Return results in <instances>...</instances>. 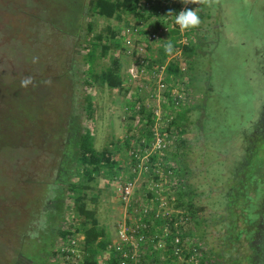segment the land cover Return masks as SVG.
I'll list each match as a JSON object with an SVG mask.
<instances>
[{
  "label": "rangeland",
  "instance_id": "rangeland-1",
  "mask_svg": "<svg viewBox=\"0 0 264 264\" xmlns=\"http://www.w3.org/2000/svg\"><path fill=\"white\" fill-rule=\"evenodd\" d=\"M52 1L0 0V264H41L42 260L62 264L60 258L46 260L39 253L17 250L37 243V239L27 243L26 236L21 244V235L41 222L32 215L38 213L39 205L34 204L38 192L45 191L40 188L37 192V184L47 181V175L53 176L55 159L41 144L50 129L43 132V128H55L54 123L63 121L62 111L67 110L78 114L91 131L96 150L113 149L120 167L112 179L96 178L89 193L97 197L96 216L110 245L119 242L117 231L123 230L129 237L125 258L123 253L116 256L119 264H196L202 256H214L223 232L211 228L213 212L208 209L221 214L227 190L236 183L232 177L242 170L244 159L245 174L256 161L264 160L263 142L256 143L250 158L245 150L253 141L251 133L264 120V0H214L211 7L190 4L200 16V24L180 31L179 40L185 38L194 51L186 53L185 45L176 39L165 60L186 65L181 79L172 81V87L184 82L189 89L186 118L178 120L181 112L163 101L146 99L140 81L130 79L128 70L134 60L113 52L120 59L125 87L121 91L89 90L95 104L92 121L82 110L87 65L77 57L71 74L62 75V67H67L62 60V39L55 38L56 31L44 20L45 16L62 15L52 11L53 5L48 6ZM134 20L137 18L130 14H122L120 21L98 16L89 19L97 33L107 28L120 31ZM159 20L151 17L144 22L150 28ZM52 23L60 24L54 19ZM167 43L169 40L152 46L155 61ZM58 44L54 61L50 50ZM110 63L109 52L105 59L96 60L95 72L107 69ZM28 76L33 83L22 88L21 79ZM45 81H51L50 85ZM172 120L176 127L170 125ZM172 180L202 193L205 212L199 225L189 224L181 216ZM129 183L130 196L124 202L121 189ZM241 195L239 185L233 199L239 200ZM65 209L68 220L71 217ZM43 228H37L38 233ZM169 236L175 238L171 253L164 250ZM102 261L99 263L104 264Z\"/></svg>",
  "mask_w": 264,
  "mask_h": 264
},
{
  "label": "trees",
  "instance_id": "trees-1",
  "mask_svg": "<svg viewBox=\"0 0 264 264\" xmlns=\"http://www.w3.org/2000/svg\"><path fill=\"white\" fill-rule=\"evenodd\" d=\"M145 1L147 0H54L48 3V6L55 7L52 11L62 12V15L56 14L50 19L44 17L46 23L56 31L54 32L55 38L62 39V60H65L67 66L62 67V75L71 74L73 62L77 57H80L87 65L86 76L88 77L85 76L83 82L82 110L85 118L90 121L95 115V104L89 90L92 87H106L111 91H121L125 86L120 59L114 57L113 54V52L121 51L119 31L107 28L97 33L89 19L98 16L120 21L122 14H130L141 21L159 17L160 20L153 28L163 24V20L169 17L168 10L160 4L147 9L144 5ZM157 1L161 3L163 0ZM158 10L164 13L163 17L158 15ZM176 10L175 6L174 14ZM198 17L201 20L200 16ZM53 19L59 21L60 24H53ZM105 32L109 37H105ZM171 36L170 42L175 46V40L180 38L179 31L172 30ZM187 45L183 46V51L193 52L194 47L191 44ZM60 46L58 44L56 48L50 50L51 56L54 55V61ZM109 52L110 65L105 70L95 72L96 60L105 59ZM168 54L164 51L155 63L164 64ZM173 64L174 62L169 63L168 73L181 79L179 67ZM73 77H76L75 73ZM68 79L75 84V80ZM186 90L189 91L188 88ZM164 94L165 99L169 98L168 91ZM188 102H190V94H188L187 102L179 110L181 113L177 116L178 120L186 118L189 110ZM62 112L63 121L59 124L54 123L55 128H43V132L50 130L45 133L41 144L43 149L55 159V162L53 176L49 178L47 175V181L40 180L37 184L39 185L37 192L40 188H45L44 192H38L36 196L38 199L34 201V204L39 205L38 213L32 214V211H29L41 222L21 235V244L27 236V243L32 244V241L37 239L36 244L39 245L28 244L29 247L17 250V252L39 253L48 260L49 257H55V253H60V251H55V245L57 239L61 237L63 244L69 243L71 241L69 239H76L80 242L77 248L78 257L75 258L68 254L66 256H69V260H66L64 256L63 260L61 259L62 264H100L99 262L103 259L104 264H119L116 257L117 252L110 249L108 233L99 224L96 216L97 197L90 196L89 193L96 178L112 179L119 172L120 167L114 159L112 148L105 147L100 151L94 148V136L88 128L84 127L78 114L68 110ZM138 112L140 115L143 113V111ZM148 117L150 115L145 118ZM176 120L170 121V125L176 127ZM57 128H62L60 129L62 133L58 134ZM253 131L251 133L252 143L245 145V150L249 151L246 158L251 157L258 141L264 143V120ZM145 132L148 133L147 130ZM262 146L264 148L263 144ZM245 163L247 162L244 159L243 168L246 166ZM243 168L241 171L240 168L232 177L236 183L227 190L221 214L208 209L209 213L213 212L211 228L219 231L221 229L223 232L222 242L218 246L219 250L212 257L202 256L196 264H264V160L256 161V165L248 174L244 173ZM175 173L178 175V171ZM239 185L242 190L239 200L244 202L233 199V194H236ZM173 186L175 187L172 188V192L176 196L177 208L183 212L181 216L185 222L189 220V224L199 225L201 214L205 212V208L200 203L202 193L186 183L174 182ZM31 205H33L32 202ZM65 207V211L71 217L68 220L64 215ZM61 224L64 225L61 226ZM41 227L42 232L38 233L37 228ZM174 240L173 236L165 237L164 250L167 253H171V249L174 248ZM73 259H76L74 263ZM25 264L32 263L26 262ZM41 264H45V261L42 260Z\"/></svg>",
  "mask_w": 264,
  "mask_h": 264
},
{
  "label": "built area",
  "instance_id": "built-area-1",
  "mask_svg": "<svg viewBox=\"0 0 264 264\" xmlns=\"http://www.w3.org/2000/svg\"><path fill=\"white\" fill-rule=\"evenodd\" d=\"M157 4H160V6L167 9L168 12L171 11L173 13L175 6L177 7V10L175 14L173 13L172 15H169L168 18H165L163 24H159L156 28H148L149 26L146 22L141 20H134V22L125 23L119 31V40L121 42V51H119V53L134 60L132 68L128 70L130 79H138L140 81L139 87H141V93L144 94V97L154 101L163 100L168 108L177 111L187 102V87L184 82H181L178 87H172V81L175 80V76L169 74L167 71L168 65L171 63L170 60L162 65H158L155 63V59L150 51L153 48V45L160 42L165 43V41L168 40L170 41L172 30L181 31L179 25L175 23V16L185 8L190 9V4L184 5L180 0H163L161 3L157 0H147L144 2L147 9L156 6ZM157 13L161 17L164 15L160 10H158ZM178 42L182 45L188 44V41H186L185 38H181ZM173 65L179 67L181 75L184 71H187L184 63L179 62L174 63ZM176 79H178V77H176ZM166 91H168L170 95L167 99H165L164 94ZM131 188L132 184L129 183L125 188L121 189L120 195L123 196L124 202L129 198ZM117 234L119 242L114 244L113 247L111 246V249H114L117 254L123 253V257L125 258V253H127V247L129 246V237L125 235L123 230L117 231ZM69 240H71L69 243L63 244L62 238L59 237L57 244L55 245V251H60V253H55V257H52L54 261L59 258L63 260V257L68 254L75 258L78 257L77 248L80 242L78 240L76 242V239ZM132 244L133 243H131V245ZM62 253H64V255H62ZM66 260H69V256H66ZM75 260L76 259H73L72 262L74 263ZM120 264L126 263L121 261Z\"/></svg>",
  "mask_w": 264,
  "mask_h": 264
},
{
  "label": "clouds",
  "instance_id": "clouds-1",
  "mask_svg": "<svg viewBox=\"0 0 264 264\" xmlns=\"http://www.w3.org/2000/svg\"><path fill=\"white\" fill-rule=\"evenodd\" d=\"M180 2L183 3L184 5L204 3L207 4L209 7H211L214 0H180ZM172 14L173 13L171 11L168 13V15H172ZM175 23L179 25L181 31H185L197 27L200 24V19L197 15L196 10L185 8L184 10L176 14ZM165 51L166 53L169 54L173 51V45L171 44L170 41L165 45ZM33 62L36 61L34 60ZM20 83H21V87L25 88L29 84L33 83V77L31 76L24 77L21 79ZM44 83L46 85H50L51 81H45Z\"/></svg>",
  "mask_w": 264,
  "mask_h": 264
},
{
  "label": "flooded vegetation",
  "instance_id": "flooded-vegetation-1",
  "mask_svg": "<svg viewBox=\"0 0 264 264\" xmlns=\"http://www.w3.org/2000/svg\"><path fill=\"white\" fill-rule=\"evenodd\" d=\"M256 133H258V131Z\"/></svg>",
  "mask_w": 264,
  "mask_h": 264
}]
</instances>
